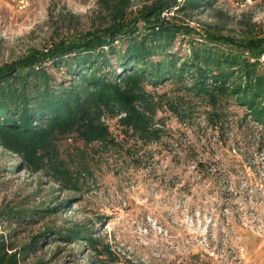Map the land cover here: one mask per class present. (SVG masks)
Listing matches in <instances>:
<instances>
[{"label":"trees","instance_id":"1","mask_svg":"<svg viewBox=\"0 0 264 264\" xmlns=\"http://www.w3.org/2000/svg\"><path fill=\"white\" fill-rule=\"evenodd\" d=\"M101 1L106 25L0 65V148L18 157L25 171L43 173L65 191H80L96 157L116 156L128 166L148 168L149 147L167 136L164 118L158 119L165 108L180 122L204 118L224 137L237 130L245 140L256 125L264 133L263 36L192 27L195 16L213 8L212 0H156L135 17L129 16L132 0ZM165 12L173 15L163 18ZM167 84L186 107L157 93ZM71 138L83 145L63 155L61 143ZM258 150H264L263 138ZM71 201L1 210L0 264H28L57 242L83 245L63 264L85 258V264H104L109 245L78 225L46 228L21 246L15 243L21 227L71 210ZM2 225L15 229L6 234Z\"/></svg>","mask_w":264,"mask_h":264},{"label":"rangeland","instance_id":"2","mask_svg":"<svg viewBox=\"0 0 264 264\" xmlns=\"http://www.w3.org/2000/svg\"><path fill=\"white\" fill-rule=\"evenodd\" d=\"M155 1L132 0L129 16ZM241 2L212 0L213 8L195 16L191 25H210L234 37H264V0L245 7ZM107 13L101 0H34L26 10L0 3V65L95 31L107 24ZM173 88L167 84L157 93H168L167 101L186 107L172 94ZM194 107L203 109L198 102ZM161 118L167 136L163 144L149 147L148 168L128 166L116 156L96 157L89 161L90 174L80 191H65L43 173L29 174L18 157L0 148V211L54 208L72 200L71 210L21 227L15 243L21 246L46 228L72 224L90 229L109 245L104 264H264L261 127L256 125L244 140V132L237 130L224 137L204 118L180 122L168 108L159 112ZM112 130L120 135L116 126ZM82 145L75 138L66 139L61 151L67 155ZM2 228L6 234L15 229ZM82 247L57 242L45 246L28 264L38 259L63 264L72 250ZM60 249L65 252L53 258Z\"/></svg>","mask_w":264,"mask_h":264},{"label":"built area","instance_id":"3","mask_svg":"<svg viewBox=\"0 0 264 264\" xmlns=\"http://www.w3.org/2000/svg\"><path fill=\"white\" fill-rule=\"evenodd\" d=\"M46 2H51L54 0H45ZM34 0H0V3L12 4L15 5L20 10H26L33 4ZM254 4V0H242L241 6H251ZM173 13L165 12L163 13V17L172 16Z\"/></svg>","mask_w":264,"mask_h":264}]
</instances>
